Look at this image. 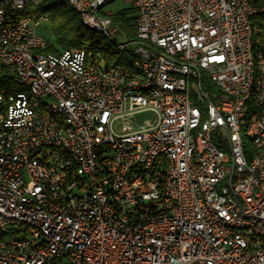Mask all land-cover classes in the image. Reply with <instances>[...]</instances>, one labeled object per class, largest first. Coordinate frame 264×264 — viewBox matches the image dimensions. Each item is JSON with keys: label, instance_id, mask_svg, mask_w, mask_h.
Listing matches in <instances>:
<instances>
[{"label": "built area", "instance_id": "1", "mask_svg": "<svg viewBox=\"0 0 264 264\" xmlns=\"http://www.w3.org/2000/svg\"><path fill=\"white\" fill-rule=\"evenodd\" d=\"M68 1L126 38L127 51L144 56L150 80L142 82L139 71L136 81L123 83L129 72L100 52L47 51L37 27L48 16L31 12L29 0H0V264H264V241L251 233V225L264 230V159L240 157L234 125V117L254 111L252 131L264 144L261 28L257 105L243 100L248 13L264 8L253 10L249 0H122L135 10L131 31L140 41H132L113 21L119 10L101 8L105 0ZM16 36L25 44L6 49ZM145 37L188 57L194 70L161 60ZM65 59L82 68V77L65 71ZM148 84L157 91L142 93ZM195 98L208 103L214 121L200 132V158L191 161ZM47 107L61 108L74 132L50 119ZM219 142H231L233 152ZM65 150L78 156L80 171ZM156 154L163 161L149 173L131 175L134 163ZM165 173L180 177L179 192ZM224 173H231L230 186H222ZM57 186L66 193L57 194ZM174 196H181L180 208H173Z\"/></svg>", "mask_w": 264, "mask_h": 264}, {"label": "bare ground", "instance_id": "2", "mask_svg": "<svg viewBox=\"0 0 264 264\" xmlns=\"http://www.w3.org/2000/svg\"><path fill=\"white\" fill-rule=\"evenodd\" d=\"M70 3L75 10H77L81 16V20L84 25L90 27L93 30L101 32L104 36L105 42L109 46H113L117 49L124 60L121 64L122 70L125 72L123 75V83H131L137 80V74L142 71V82H149L150 71L143 70L144 56H138L133 54L132 51H127V45L116 41L115 36L111 31V27L96 23L85 16L80 6H76L73 1L65 0ZM115 0L101 1V8H105V5ZM40 4V0H29V5ZM264 8V7H261ZM253 10H260V7L254 6ZM257 14V12L248 13V23L246 29V39H248V68H249V80L248 87L243 91V100L246 105H257V95L259 91V79L261 71L260 62V43L256 39L259 36V26L253 25L251 22V16ZM133 33L132 41H140V34L137 31H131ZM130 38V37H129ZM25 44V36H16L14 42H6V49H14V45ZM145 47L150 50H159L160 59L165 62H178L179 66L184 70H194V63L188 59V57H179V54H173L168 51L167 45H159L157 40L152 37H145ZM101 57H104L101 54ZM111 67H118V63L111 65ZM65 71L72 72L74 77H82V68L77 67L73 59H65ZM157 91V84L142 85V93L153 94ZM162 94H172L171 86H161ZM11 97H19L18 89H10ZM37 105H45V96L36 97ZM195 111H199L198 121L196 123V131L191 132V161H198L201 151V135L200 132H204V129H208V121H214V114L212 108H208V103H203L202 98H195ZM47 116L53 119L60 126H65L66 132H74V123L72 119L65 118V114L61 108L47 107ZM29 115L21 114V123H28ZM234 125L238 127L236 129V137L239 141L240 157L251 158L253 160L264 159V144L255 139L253 129L255 125L254 111H246L242 117H234ZM3 136H11V129H3ZM219 149H226V152H233V145L231 142H219ZM65 159H69V163L73 171H80L79 158L76 154H72V150H65ZM163 161V154H156L151 156V161H144L134 163L131 167V175H138L139 173H149L153 169V163H160ZM231 173H224L222 175V186H230ZM165 181H171L172 192H179L182 188V181L180 177H173V173H165ZM0 182H4V174H0ZM66 193V186H57V194ZM181 196H174L173 208H180ZM219 227H226V219L218 218ZM251 233H256V238L264 241V230H258V225H251ZM0 237H6V229L0 227Z\"/></svg>", "mask_w": 264, "mask_h": 264}, {"label": "trees", "instance_id": "3", "mask_svg": "<svg viewBox=\"0 0 264 264\" xmlns=\"http://www.w3.org/2000/svg\"><path fill=\"white\" fill-rule=\"evenodd\" d=\"M249 1L254 6L264 7V0ZM29 10L36 15L45 14L48 16L56 43H51L48 40L47 51L59 53L65 49L83 48L90 52H100L110 65H115L118 62L123 63L124 59L121 53L113 46L106 44L101 32L84 25L79 12L67 1L46 0L40 4L31 5ZM112 18L122 30L128 33L130 38L133 37L131 27L135 19V10L124 8ZM251 22L261 28V38L264 42V11L252 15Z\"/></svg>", "mask_w": 264, "mask_h": 264}, {"label": "rangeland", "instance_id": "4", "mask_svg": "<svg viewBox=\"0 0 264 264\" xmlns=\"http://www.w3.org/2000/svg\"><path fill=\"white\" fill-rule=\"evenodd\" d=\"M122 8H126V4L122 0H115L113 2H109L105 5L106 10L117 11ZM37 31L42 34L47 40L51 43H56V38L52 31L51 24L48 21L42 22L38 27ZM115 39L117 42L122 43L126 41V38H121V36L116 35ZM143 118H150V114L141 115Z\"/></svg>", "mask_w": 264, "mask_h": 264}]
</instances>
